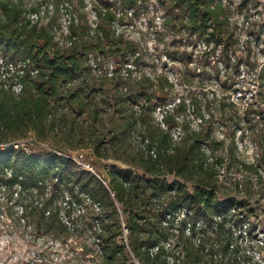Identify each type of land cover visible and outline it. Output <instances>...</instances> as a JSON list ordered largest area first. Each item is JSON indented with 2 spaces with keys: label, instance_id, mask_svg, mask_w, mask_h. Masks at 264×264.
I'll use <instances>...</instances> for the list:
<instances>
[{
  "label": "trees",
  "instance_id": "obj_1",
  "mask_svg": "<svg viewBox=\"0 0 264 264\" xmlns=\"http://www.w3.org/2000/svg\"><path fill=\"white\" fill-rule=\"evenodd\" d=\"M143 2L146 0H120L123 6L132 10ZM2 10L0 57L11 61L30 60L40 68V76L25 85L19 95L5 90L0 81V145L19 141L30 129L42 139L54 128L58 115L55 119L48 118L52 112L51 101L64 93L70 94L77 83L92 74L88 63L90 55L101 58L99 66L102 68V57H119L125 65H130V57L138 52L133 42L125 40L123 35H116L113 25L117 17L110 10L97 14L98 35L93 41L82 40L81 31L72 28L71 37L79 38L83 45L74 40V50L69 54L50 31L38 28L26 19L21 4L3 3ZM169 13L173 22L186 34L203 42L206 50L220 46L228 50L232 25L222 0H172ZM127 70L129 76L132 69ZM261 72L264 74V67ZM115 79L116 75L103 81L118 92ZM145 82L154 93L139 95L138 101L121 96L119 109L112 119V154L104 158L127 165L126 168H109L114 197L95 176L80 170L73 160L57 152L28 155L13 146L0 148V195L7 189L43 195L46 198L42 201L45 229H67L60 211L56 214L48 211L53 194L59 195L68 210L66 217L70 221L67 222L78 221L83 230L95 234L103 264H135L128 253H133L139 264H182L183 258L190 264H234L228 256H238V253L229 252L234 250L236 228L246 218L241 212L248 205L245 200L220 199L217 194L221 186L233 187L235 184L238 188L242 185L240 181H233L235 174L229 167L222 170L224 155L212 152L209 155L206 151L208 144L215 145L217 150L221 148L212 133L204 128L191 129L188 121L176 116V111L186 110L191 102L187 104L186 99H179L175 107L166 110V102L173 98V84L167 83L170 89L166 90L161 80L147 79ZM69 83L74 84L68 87ZM251 83L258 85L257 94L261 96L264 75L255 77L254 74ZM84 92L77 90V94L70 95L69 101L84 103L94 114L93 104L97 101L93 97H84ZM214 105L207 99L204 102L196 99L192 104L201 123L213 120ZM230 105L236 107L234 102ZM226 106L224 103L223 108ZM158 109L162 111L160 122L155 117ZM62 120L72 123L69 134L80 137V147L84 146L87 134L94 132L89 118L81 122L64 113ZM85 121L90 124L91 133L86 130ZM135 128L140 132L141 148L131 145ZM176 130H179V141L174 137ZM246 170L262 180L257 166H246ZM50 193L53 194L49 196ZM89 209H92L91 214H88ZM75 210L79 216L72 217ZM120 211L126 216V222L121 221ZM123 224L129 232L127 246L119 240L124 232ZM263 249L259 248L260 251ZM213 258L219 260L214 262ZM247 263L252 261L247 260Z\"/></svg>",
  "mask_w": 264,
  "mask_h": 264
},
{
  "label": "rangeland",
  "instance_id": "obj_2",
  "mask_svg": "<svg viewBox=\"0 0 264 264\" xmlns=\"http://www.w3.org/2000/svg\"><path fill=\"white\" fill-rule=\"evenodd\" d=\"M222 1L232 25L228 50H223L221 46L206 50L203 42L181 30L169 13L172 0H146L136 10H129L116 0H0V18L4 14L3 3L21 4L29 21L28 13L51 3L54 10L49 14V21L31 23L55 35V41L69 54L74 47L65 44V36L61 31V5L69 11L74 21L73 27L81 31L80 37L84 41L97 38V14H105L107 10L116 14L118 20L113 25L116 35H123L125 40L133 42L138 49L137 54L130 57V65H125L119 57L101 56L104 61L103 69L113 67L116 73L114 84L119 86V91L110 89L103 79L96 78L93 74L85 76L70 94L64 93L65 97L63 94L52 99V112L48 118L55 119V115L59 116H56L55 127L49 129L42 139H39L35 130L30 129L27 136L19 140L20 143L26 144L29 151H38L39 155L57 152L64 157H72L79 163H87L111 181L109 168L127 167L113 158H104L105 155L112 154L114 135L110 131L113 127L112 119L119 109L118 99L122 96V99L134 98L138 101L139 95L150 96L154 92L145 82L147 79L161 80L166 90L170 89L167 83H172L173 98L166 102L167 107L164 109L175 107L179 99H186L187 104L191 102L186 110L176 111V116L182 121H188L191 129L204 128L212 133L221 148L217 150L215 145L208 144L206 151L209 155L211 152L224 155L222 170L229 167L235 174L233 181H240L242 185L238 188L237 185L234 187L235 184L233 187L221 186L217 194L220 199L236 197L245 200L248 205L241 213L249 220L245 218L237 226L234 250L229 252L238 253V256L228 257L233 259L234 264H248L247 260H251V264H264V249L259 250L264 247V93L258 95V85L251 83L254 74L255 77L258 74L264 75L261 72L264 67V0ZM75 41L83 45L79 38ZM129 68L132 71L127 76ZM27 84L29 83L25 85ZM77 90H84V97L95 98L97 104H93L94 114L84 103L73 104L69 101L70 95L77 94ZM174 97L178 99L174 101ZM196 99L199 102L207 99L215 103L212 106V121L201 123L197 118L199 113L192 106ZM231 102L236 103V107H232ZM220 103L222 106H219ZM224 103L227 105L225 109ZM64 113L81 122L85 118L91 120L94 132L90 130L88 121H85V125L93 136L87 134L84 146L80 147V137L69 134L73 125L62 120ZM155 117L160 122V109L156 111ZM132 133L131 145L141 148L139 129L135 128ZM178 136L179 130H176L174 137L177 141ZM250 165L258 167L262 180L246 170V166ZM0 197V264H103L95 234L83 230L78 226V221L72 219L73 223L67 222L68 210L59 195L55 197L53 194L48 211L52 214L60 211L59 215L64 219L67 229H45L42 201L46 198L43 195L7 189L1 191ZM79 208L81 207L76 209ZM91 210H88V214H91ZM108 214L106 212V216ZM77 216L79 213L75 210L72 217ZM120 216L121 221L126 222L122 211ZM128 235L129 232L124 230L119 237L120 242L126 246ZM127 251L130 252L128 247ZM128 254L135 264H139L133 253ZM213 259L214 262L219 260ZM180 261L182 264H190L184 258Z\"/></svg>",
  "mask_w": 264,
  "mask_h": 264
},
{
  "label": "built area",
  "instance_id": "obj_3",
  "mask_svg": "<svg viewBox=\"0 0 264 264\" xmlns=\"http://www.w3.org/2000/svg\"><path fill=\"white\" fill-rule=\"evenodd\" d=\"M119 1L120 0H116ZM68 5V4H67ZM54 10V7L51 3H46V5H41L39 10L33 13H28L27 17L30 18L32 22H44L49 21V14H51ZM132 10V9H129ZM61 15V28L62 33L65 36V44L68 47H72L74 44V40L71 37V30L74 25V21L72 16L69 14V11L65 9L64 5H61L60 10ZM116 15V14H115ZM98 18V17H97ZM118 19H116L117 21ZM115 21V22H116ZM114 22V23H115ZM55 38V35H53ZM100 57L95 58L94 55H90L88 58V63L91 69L92 74L96 78L104 79V78H112L115 75L113 67L110 69H103L104 67L99 66ZM40 76V68H38L32 61H11L9 59H5L0 57V81L3 83V87L5 90L10 91L16 95H19L23 92L26 83H31L35 81ZM76 83V81L74 82ZM74 83H69L68 86H72ZM13 146L16 150L22 149L28 155L31 154H39L38 151H29L28 146L24 143H20V141H16L6 145H0V148L4 149L6 147ZM154 154V152H151ZM61 155V154H60ZM64 156V155H63ZM76 163V165L83 171L92 173L110 192L112 196L114 193L111 191L110 185L111 181L106 178V176L98 173L87 163H79L77 160L72 157L65 156ZM80 165V166H79ZM66 206V204L64 203ZM79 212H83L81 208L78 209ZM123 228L125 231L128 230L125 228V224H123ZM127 239V238H126Z\"/></svg>",
  "mask_w": 264,
  "mask_h": 264
}]
</instances>
